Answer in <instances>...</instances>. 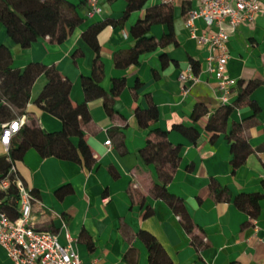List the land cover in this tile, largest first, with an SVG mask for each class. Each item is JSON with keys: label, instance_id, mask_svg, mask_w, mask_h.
<instances>
[{"label": "crops", "instance_id": "crops-1", "mask_svg": "<svg viewBox=\"0 0 264 264\" xmlns=\"http://www.w3.org/2000/svg\"><path fill=\"white\" fill-rule=\"evenodd\" d=\"M257 1L264 7V0ZM72 2L82 23L61 42L48 35L47 27H41L40 37L21 48L0 25V44L10 52L12 68L22 69L29 63L54 66L75 107L85 100L82 79L91 77L97 63L101 69L99 87L109 98V113L103 97L86 102L90 121L81 122V129L94 159L89 169L83 162L41 158L33 149L14 162L20 180L38 200L32 206L36 226L54 233L62 246L67 244L68 234L83 264H150L141 232L156 240L171 264H264V198L253 217L234 203L238 195L264 194V8L250 24L234 29L226 22L221 25L229 34L226 74L232 86L228 105L237 100L240 83L244 88L252 82L256 85L247 99L256 112L243 103L229 113L224 130L213 135L206 131L208 115L192 120L196 106L213 112L220 105L215 79L205 71V49L184 26L185 14L196 6L195 1L177 0L174 4L173 43L158 44L140 54L137 64L127 66L116 63L135 45L130 29L159 1H148L118 24L114 22L120 21L126 10L123 0H97L100 12L92 19L85 18L87 0ZM105 21L96 35L98 48L94 51L82 34ZM167 32L165 25L155 24L148 35L158 42ZM194 32L209 34L215 29L199 19L194 22ZM192 62L198 67V81L180 82V74H193ZM115 82L123 85L110 98ZM45 83L40 75L30 89L26 122L34 121L45 132L55 133L61 130L60 120L34 103ZM150 107L157 110L158 118L141 128L136 112ZM238 124L250 153L243 164L233 168L228 136ZM174 126L194 128L197 141L191 143ZM156 131L164 133L171 146L180 147L166 190L182 201L195 226L194 234L202 239L200 250L191 244L180 217L151 194L161 179L154 165L143 161L140 151L148 141L161 140ZM107 140L110 146L104 145ZM72 142L77 144V139ZM6 155L0 144V156ZM215 187L226 191V199L214 198ZM0 264H12L1 247Z\"/></svg>", "mask_w": 264, "mask_h": 264}, {"label": "trees", "instance_id": "trees-1", "mask_svg": "<svg viewBox=\"0 0 264 264\" xmlns=\"http://www.w3.org/2000/svg\"><path fill=\"white\" fill-rule=\"evenodd\" d=\"M123 1L126 3V10L122 19L114 22L116 24L123 21L130 12L142 9L150 0ZM156 1H159V4L146 9L144 17L130 29L136 42L127 55L118 60L116 63L118 66L137 64V57L140 54L154 50L158 44L166 45L174 42V5L162 3L160 0ZM76 8L77 5L72 0H0V25L4 27L6 35L12 42L21 48H27L40 37L39 29L41 27H47L48 35L54 41L61 42L82 23L76 13ZM105 24L106 21L91 26L82 34L83 39L94 51H97L98 48L96 35ZM155 24H163L168 30L167 34L163 35L158 42L148 35L151 26ZM190 69L193 75H196L197 64L192 62ZM40 75L45 77L46 83L34 103L39 109L58 118L62 124L61 130L47 133L34 121L24 123L18 133L11 138L7 155L0 156V181L6 177L10 163L14 165L15 161H20L29 149L35 150L41 158L83 162L87 169L94 164V159L83 140L81 129V122L85 124L90 121L86 102L96 97H103L104 108L108 113L110 112L109 98L106 97L98 84L101 69L97 63L93 65L91 77L82 79L84 102L74 107L69 97L68 86L54 66L29 63L22 69H14L11 67L10 52L0 44V129L4 123L17 117H26L25 108L30 98V89ZM122 85L121 82L114 83L110 98L120 92ZM255 85L251 82L242 88L240 83L237 100L229 105H219L213 112H208L203 106H196L193 110L192 120L196 122L200 117L208 115L206 131L216 135L224 130L229 113L243 103L249 105L253 113L256 112L253 104L247 99ZM157 118L158 113L154 107L136 112V119L141 128L147 127ZM174 129L193 144L198 139V133L192 127L174 126ZM241 132L242 125L238 124L233 127L228 136L233 156L231 160L233 168L243 164L250 153L249 145ZM155 133L161 140L158 143L148 141L145 148L140 151L143 161L146 164L154 165L161 179V185H154L151 194L154 198L164 201L172 212L180 217L182 226L191 239V244L195 249L200 250L203 246L202 239L194 234L195 226L186 214L182 201L166 190V184L177 167L180 147L171 146L166 141L164 133L159 131ZM72 138L77 139V144H73ZM212 191L217 201L227 197L226 191L223 189L215 187ZM31 193L33 194L32 191ZM262 198H264V194L238 195L234 198V203L253 217L258 209V202ZM17 200L18 192L15 184L10 183L5 191H0V206L10 218L18 215ZM140 237L147 248L150 264H171L151 235L141 232Z\"/></svg>", "mask_w": 264, "mask_h": 264}, {"label": "built area", "instance_id": "built-area-1", "mask_svg": "<svg viewBox=\"0 0 264 264\" xmlns=\"http://www.w3.org/2000/svg\"><path fill=\"white\" fill-rule=\"evenodd\" d=\"M162 3L174 5L177 0H160ZM196 6L185 14L184 26L190 30V36L205 49V71L215 79V89L220 93V105L228 104L231 95L232 80L226 74L228 51L226 44L229 34L221 25L226 22L231 28L240 24H250L262 10V4L257 0H191ZM100 12L97 0H87L86 19H92ZM203 20L205 25L214 28L215 32L196 35L194 22ZM178 80L182 83H196V75L180 74ZM26 123V117L21 116L4 123L0 129V144L6 150L10 140L21 126ZM110 146V141L104 142ZM15 184L18 192V215L10 218L0 206V247L6 252L12 264H83L75 249L73 239L66 234L67 244L62 246L54 233L38 228L32 216V206L38 203L37 198L20 180L16 169L10 163L9 171L0 181V191H5L9 184ZM90 264H95L90 263Z\"/></svg>", "mask_w": 264, "mask_h": 264}]
</instances>
